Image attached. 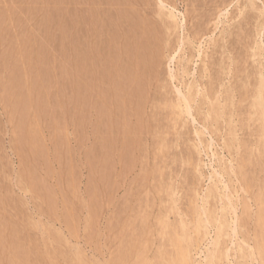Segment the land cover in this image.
<instances>
[{"label":"rangeland","instance_id":"rangeland-1","mask_svg":"<svg viewBox=\"0 0 264 264\" xmlns=\"http://www.w3.org/2000/svg\"><path fill=\"white\" fill-rule=\"evenodd\" d=\"M24 1L0 0V264H263L264 0Z\"/></svg>","mask_w":264,"mask_h":264},{"label":"bare ground","instance_id":"bare-ground-1","mask_svg":"<svg viewBox=\"0 0 264 264\" xmlns=\"http://www.w3.org/2000/svg\"><path fill=\"white\" fill-rule=\"evenodd\" d=\"M26 1V0H25ZM24 1V2H25ZM65 1H67V0H65ZM115 1V0H114ZM113 1V2H114ZM50 2H51V0H50ZM96 2V1H95ZM104 3V2H103ZM125 4H126V2H124ZM56 4V3H55ZM65 4V3H64ZM102 4V3H101ZM105 4V3H104ZM162 4H164V3H162ZM264 5V4H263ZM8 6V5H7ZM47 6V5H46ZM53 6V5H52ZM61 6V5H60ZM99 6V5H98ZM103 6V5H102ZM163 6V5H162ZM5 7V6H4ZM51 7V6H50ZM127 7V6H126ZM57 8V7H56ZM163 8V7H162ZM13 9V8H12ZM25 9V8H24ZM99 9V8H98ZM121 9V8H120ZM123 9V8H122ZM8 10V9H7ZM24 11V10H23ZM33 11H34V8H33ZM97 11V10H96ZM100 11V10H99ZM9 12V11H8ZM28 12V11H27ZM52 12V11H51ZM126 12V11H125ZM34 13V12H33ZM53 13V12H52ZM90 13V12H89ZM88 13V14H89ZM94 13V12H93ZM119 13V12H118ZM121 13V12H120ZM135 13V12H134ZM173 13V12H172ZM24 14V13H23ZM123 14V13H122ZM10 15V14H9ZM65 15V14H64ZM91 15V14H90ZM130 15V14H129ZM136 15H138L137 13H136ZM68 16V15H67ZM85 16V15H84ZM88 16V15H87ZM139 16V15H138ZM18 17H19V15H18ZM53 17V16H52ZM81 17V16H80ZM99 17V16H98ZM97 17V18H98ZM116 17V16H115ZM142 17V16H141ZM12 18V17H11ZM101 18V17H100ZM114 18V17H113ZM120 18V17H119ZM128 18V17H127ZM139 18V17H138ZM8 19V18H7ZM10 19V18H9ZM130 19V18H129ZM128 19V20H129ZM135 19V18H134ZM141 19V18H140ZM17 20V19H16ZM51 20V19H50ZM98 20H100V19H98ZM114 20H115V18H114ZM143 20H144V17H143ZM149 20V19H148ZM41 21V20H40ZM43 21V20H42ZM60 21V20H59ZM78 21V20H77ZM101 21V20H100ZM131 21V20H130ZM130 21H129V23H130ZM142 21V20H141ZM4 22V21H3ZM18 22V21H17ZM148 22V21H147ZM2 23V22H1ZM41 23V22H40ZM50 23V22H49ZM54 23V22H53ZM93 23V22H92ZM99 23V22H98ZM3 24V23H2ZM42 24V23H41ZM96 24V23H95ZM148 24V23H147ZM146 24V25H147ZM83 25V24H82ZM114 25V24H113ZM136 25H138V24H136ZM145 25V26H146ZM12 26V25H11ZM29 26V25H28ZM87 26V25H86ZM44 27V26H43ZM46 27V26H45ZM49 27V26H48ZM51 28L53 27V26H50ZM49 27V28H50ZM58 27V26H57ZM131 27V26H130ZM157 27V26H156ZM8 28V27H7ZM61 28H63V27H61ZM65 28V27H64ZM144 28H146V27H144ZM65 29H67V28H65ZM108 29V28H107ZM128 30H129V28H127ZM137 29V28H136ZM150 29V28H149ZM152 29V28H151ZM46 30V29H45ZM55 30V29H54ZM64 30V29H63ZM71 30V29H70ZM113 30V29H112ZM159 30V29H158ZM5 31V30H4ZM43 31V30H42ZM60 31V30H59ZM107 31V30H106ZM114 31V30H113ZM142 31V30H141ZM72 32V31H71ZM84 32V31H83ZM93 32V31H92ZM102 32V31H101ZM131 32V31H130ZM2 33V32H1ZM19 33V32H18ZM30 33V32H29ZM43 33V32H42ZM41 33V34H42ZM50 33V32H49ZM56 33V32H55ZM65 33V32H64ZM70 33V32H69ZM91 33V32H90ZM110 33V32H109ZM123 33H125V32H123ZM4 34H5V32H4ZM36 34V33H35ZM62 34V33H61ZM106 34V33H105ZM117 34V33H116ZM21 35V34H20ZM50 35V34H49ZM64 35V34H63ZM94 35V34H93ZM115 35V34H114ZM141 35V34H140ZM147 35V34H146ZM231 35V34H230ZM65 36H66V34H65ZM109 36V35H108ZM117 36V35H116ZM18 37H20V36H18ZM17 37V38H18ZM55 37V36H54ZM67 37V36H66ZM130 37V36H129ZM33 38V37H32ZM82 38H84L83 36H82ZM108 38V37H107ZM128 38V37H127ZM148 38V37H147ZM19 39V38H18ZM29 39V38H28ZM87 39V38H86ZM85 39V40H86ZM105 39V38H104ZM103 39V40H104ZM140 39V38H139ZM230 39V38H229ZM5 40V39H4ZM11 40V39H10ZM38 40V39H37ZM65 40V39H64ZM91 40V39H90ZM89 40V41H90ZM143 40V39H142ZM148 40V39H147ZM46 41V40H45ZM73 41V40H72ZM72 41H71V43H72ZM116 41V40H115ZM149 41V40H148ZM61 42H62V40H61ZM109 42V41H108ZM147 42V41H146ZM151 42V41H150ZM27 43V42H26ZM42 43V42H41ZM84 43H86V42H84ZM105 43V42H104ZM128 43V42H127ZM240 43V42H239ZM50 44V43H49ZM89 44V43H88ZM109 44V43H108ZM146 44V43H145ZM9 45H11V44H9ZM31 45V44H30ZM36 45V44H35ZM44 45V44H43ZM102 45V44H101ZM111 45V44H110ZM135 45V44H134ZM133 45V46H134ZM28 46V45H27ZM87 46V45H86ZM142 46V45H141ZM145 46H147V45H145ZM1 47V46H0ZM13 47V46H12ZM29 47V46H28ZM35 47V46H34ZM39 47V46H38ZM89 47V46H88ZM96 47H97V44H96ZM125 48L127 47V46H124ZM260 47V46H259ZM264 47V46H263ZM84 48V47H83ZM86 48V47H85ZM90 48V47H89ZM144 48V47H143ZM154 48V47H153ZM17 49V48H16ZM15 49V50H16ZM29 49V48H28ZM108 49V48H107ZM106 49V50H107ZM110 49V48H109ZM112 49V48H111ZM157 49V48H156ZM76 50V49H75ZM94 50V49H93ZM96 50V49H95ZM14 51V50H13ZM33 51V50H32ZM36 51V50H35ZM85 51V50H84ZM91 51V50H90ZM113 51V50H112ZM117 50H114V52H116ZM129 51V50H128ZM156 51V50H155ZM39 52V51H38ZM44 52V51H43ZM100 52H102L101 50H100ZM147 52V51H146ZM157 52V51H156ZM1 53V52H0ZM8 53V52H7ZM28 53V52H27ZM36 53V52H35ZM75 53V52H74ZM84 53V52H83ZM107 53H109V52H107ZM43 54V53H42ZM102 54V53H101ZM106 54V53H105ZM115 54V53H114ZM121 54V53H120ZM145 54H147V53H145ZM144 54V55H145ZM25 55V54H24ZM81 55V54H80ZM87 55V54H86ZM118 55V54H117ZM129 55V54H128ZM155 55V54H154ZM41 56V55H40ZM98 56H100V55H98ZM106 56V55H105ZM108 56V55H107ZM120 56V55H119ZM9 57V56H8ZM25 57V56H24ZM33 57V56H32ZM44 57V56H43ZM81 57V56H80ZM84 57H85V55H84ZM83 57V59L85 60V58L87 59L86 60V62L87 63H89L88 61H90V60H88V58L87 57H85L84 58ZM93 57V56H92ZM108 57H110V56H108ZM107 57V58H108ZM146 57V56H145ZM31 59V58H30ZM99 59V58H98ZM143 59V58H142ZM6 60V59H5ZM40 60H42V58L40 59ZM51 60V59H50ZM83 60V61H84ZM102 60V59H101ZM104 60H106V59H104ZM33 61V60H32ZM80 61H81V59H80ZM96 61V60H95ZM103 61V60H102ZM113 61V60H112ZM144 61V60H143ZM8 62H9V60H8ZM26 62V61H25ZM38 62V61H37ZM42 62V61H41ZM77 62H78V60H77ZM122 62V61H121ZM124 62V61H123ZM150 62V61H149ZM12 63V62H11ZM27 63V62H26ZM45 63V62H44ZM86 63V64H87ZM92 63V62H91ZM22 64V63H21ZM31 64H32V62H31ZM31 64H29V65H31ZM34 64V63H33ZM37 64V63H36ZM75 64V63H74ZM95 64H97V63H95ZM100 64H102V63H100ZM99 64V65H100ZM20 65V64H19ZM78 65V64H77ZM129 65V64H128ZM231 65V64H230ZM240 65V64H239ZM4 66V65H3ZM7 66V65H6ZM16 66V65H15ZM105 66V65H104ZM115 66V65H114ZM127 66V65H126ZM45 67V66H44ZM96 67H97V65H96ZM102 67V66H101ZM125 67V66H124ZM148 67V66H147ZM3 68V67H2ZM73 68V67H72ZM74 68H75V66H74ZM87 68H88V64H87ZM87 68H84V69H86V72L88 73V77L90 76V74H89V71H91V70H89V71H87ZM91 68V67H90ZM89 68V69H90ZM103 68V67H102ZM108 68V67H107ZM120 68H121V66H120ZM25 69H27L26 67H25ZM30 69H32V68H30ZM34 69V68H33ZM42 69V68H41ZM46 69V68H45ZM49 69V68H48ZM75 69H77V68H75ZM109 69V68H108ZM107 69V70H108ZM114 69V68H113ZM124 69V68H123ZM122 69V70H123ZM139 69V68H138ZM35 70V69H34ZM110 70V69H109ZM126 70V69H125ZM237 70V69H236ZM6 71V70H5ZM20 71H22V70H20ZM26 71V70H25ZM54 71V70H53ZM77 71V70H76ZM79 71V70H78ZM114 71V70H113ZM129 71V70H128ZM134 71H136V70H134ZM80 72H81V70H80ZM83 72V71H82ZM115 72V71H114ZM123 72V71H122ZM143 72V71H142ZM18 73V72H17ZM16 73V74H17ZM33 73V72H32ZM39 73V72H38ZM49 73V72H48ZM77 73V72H76ZM126 73V72H125ZM34 74V73H33ZM50 74H52V73H50ZM133 74V73H132ZM18 75V74H17ZM30 75H31V73H30ZM93 75V74H92ZM97 75V74H96ZM111 75V74H110ZM115 75V74H114ZM136 75V74H135ZM23 76V75H22ZM24 76H25V74H24ZM83 76V75H82ZM85 76L87 77V75H86V73H85ZM84 76V77H85ZM134 76V75H133ZM145 76V75H144ZM68 77V76H67ZM105 77V76H104ZM118 77V76H117ZM123 77H125V76H123ZM136 77V76H135ZM134 77V78H135ZM61 78V77H60ZM66 78V77H65ZM107 78V77H106ZM106 78H104L105 80H106ZM116 78V77H115ZM122 78V77H121ZM133 78V79H134ZM141 78V77H140ZM41 79V78H40ZM89 79H91L90 77H89ZM102 79V78H101ZM118 79V78H117ZM128 79V78H127ZM137 79V78H136ZM136 79H134V80H136ZM43 80H45V77H44V79ZM46 80H47V78H46ZM54 80V79H53ZM73 80V79H72ZM83 80V79H82ZM84 80H86V79H84ZM97 80H98V78H97ZM105 80H104V82H105ZM111 80V79H110ZM110 80H108V81H110ZM145 80V79H144ZM148 80V79H147ZM16 81H17V79H16ZM38 81H39V79H38ZM74 81V80H73ZM76 81V80H75ZM101 81H103V80H101ZM121 81H123V79H121ZM120 81V82H121ZM263 81V80H262ZM83 82H86V81H83ZM89 81L87 80V83H88ZM91 82V81H90ZM58 83V82H57ZM63 83H64V79H63ZM102 83V82H101ZM118 83H119V80H118ZM23 84H25L24 82H23ZM74 84V83H73ZM76 84V83H75ZM86 84V83H85ZM90 84H92V83H90ZM103 84V83H102ZM110 84V83H109ZM145 84V83H144ZM230 84V83H229ZM26 85V84H25ZM71 85V84H70ZM82 84H80V86H81ZM93 85V84H92ZM113 85H114V83H113ZM79 86V87H80ZM83 86H85V85H83ZM82 86V87H83ZM95 86V85H94ZM99 86V85H98ZM124 86V85H123ZM127 86V85H126ZM23 87H25V86H23ZM27 87V86H26ZM75 87H76V85H75ZM86 87V86H85ZM227 87V86H226ZM29 88V87H28ZM33 88V87H32ZM47 88V87H46ZM59 88V87H58ZM87 88V87H86ZM107 88V87H106ZM117 88H118V86H117ZM143 88V87H142ZM223 88V87H222ZM13 89V88H12ZM34 89V88H33ZM36 89V88H35ZM50 89V88H49ZM125 89H127L126 87H125ZM131 89V88H130ZM264 89V88H263ZM64 90H66V89H64ZM94 90V89H93ZM101 90V89H100ZM113 90V89H112ZM118 90V89H117ZM124 90V89H123ZM23 91V90H22ZM29 91V90H28ZM34 91V90H33ZM40 91V90H39ZM56 91V90H55ZM61 91V90H60ZM85 91V90H84ZM89 90H87V92H88ZM96 91V90H95ZM107 91V90H106ZM120 91V90H119ZM125 91H127V90H125ZM133 91V90H132ZM132 91H129V92H132ZM145 91V90H144ZM238 91V90H237ZM26 92V91H25ZM59 92V91H58ZM57 92V93H58ZM90 92H91V90H90ZM99 92V91H98ZM101 92V91H100ZM108 92V91H107ZM115 92V91H114ZM53 93H55V92H53ZM86 93V92H85ZM89 93V92H88ZM93 93V92H92ZM97 93V92H96ZM126 93V92H125ZM140 93V92H139ZM142 93V92H141ZM34 94V93H33ZM102 94V93H101ZM124 94V93H123ZM127 94V93H126ZM45 95V94H44ZM128 95V94H127ZM130 95V94H129ZM132 95V94H131ZM130 95V96H131ZM240 95V94H239ZM31 96V95H30ZM36 96V95H35ZM84 96V95H83ZM89 96V95H88ZM87 96V97H88ZM93 96H94V94H93ZM99 96V95H98ZM4 97V96H3ZM32 97V96H31ZM38 97V96H37ZM40 97V96H39ZM38 97V98H39ZM80 97V96H79ZM91 97V96H90ZM108 97V96H107ZM118 97H119V94H118ZM18 98V97H17ZM30 98V97H29ZM98 98V97H97ZM111 98V97H110ZM120 98V97H119ZM118 98V99H119ZM144 98V97H143ZM216 98H218V97H216ZM258 98V97H257ZM57 99V98H56ZM76 99V98H75ZM82 99V98H81ZM96 99V98H95ZM115 99V98H114ZM221 99V98H220ZM262 99H263V93H262ZM44 100V99H43ZM94 100V99H93ZM216 100V99H215ZM239 100V99H238ZM78 101V100H77ZM83 101V100H82ZM85 101V100H84ZM106 101H108V100H106ZM112 101V100H111ZM116 101V100H115ZM126 101V100H125ZM186 101V100H185ZM261 101V100H260ZM264 101V100H263ZM97 102V101H96ZM100 102V101H99ZM127 102V101H126ZM132 102V101H131ZM214 102V101H213ZM44 103V102H43ZM93 103V102H92ZM102 103V102H101ZM105 103V102H104ZM115 103V102H114ZM143 103V102H142ZM261 103V102H260ZM263 103V102H262ZM55 104V103H54ZM58 104V103H57ZM84 104V103H83ZM100 104V103H99ZM112 105V104H111ZM111 105H110V107H111ZM142 105V104H141ZM186 105V104H185ZM220 105V104H219ZM258 105V104H257ZM256 105V106H257ZM261 105V104H260ZM41 106H42V104H41ZM48 107H49V105H47ZM107 106V105H106ZM118 107V106H117ZM17 108V107H16ZM60 108V107H59ZM78 108V107H77ZM83 108V107H82ZM94 108V107H93ZM105 108V107H104ZM261 108V107H260ZM27 109V108H26ZM25 109V110H26ZM52 109V108H51ZM57 109V108H56ZM101 109H103V108H101ZM114 109V108H113ZM209 109H210V107H209ZM262 110H263V108H261ZM78 110V109H77ZM125 110H126V107H125ZM191 110V109H190ZM42 111V110H41ZM40 111V112H41ZM83 111H84V109H83ZM104 111V110H103ZM127 111V110H126ZM22 112V111H21ZM30 112V111H29ZM39 112V113H40ZM44 112V111H43ZM80 112V111H79ZM96 112V111H95ZM109 113V112H108ZM116 113H117V111H116ZM124 113V112H123ZM126 113V112H125ZM120 114V113H119ZM262 114H263V112H262ZM55 116V115H54ZM126 117H127V115H126ZM209 118V117H208ZM45 119H46V117H45ZM105 120H107V119H105ZM219 120V119H218ZM205 121V120H204ZM32 122V121H31ZM18 123V122H17ZM27 123V122H26ZM100 123V122H99ZM109 123V122H108ZM39 124V123H38ZM58 124V123H57ZM95 124V123H94ZM234 124V123H233ZM27 125V124H26ZM36 126H37V124H36ZM39 126V125H38ZM60 126V125H59ZM58 126V127H59ZM138 126V125H137ZM115 127V126H114ZM32 128V127H31ZM33 129H35V128H33ZM37 130V129H36ZM57 130H59V129H57ZM112 130V129H111ZM131 130V129H130ZM60 131V130H59ZM58 131V132H59ZM62 131V130H61ZM200 131V130H199ZM37 132V131H36ZM40 132V131H39ZM31 133V132H30ZM224 133V132H223ZM27 134V133H26ZM59 136V135H58ZM129 136V135H128ZM35 139V138H34ZM36 140V139H35ZM61 140V139H60ZM36 142H37V140H36ZM45 142V141H44ZM62 142V141H61ZM59 143V142H58ZM225 143V142H224ZM34 144V143H33ZM101 144V143H100ZM36 145V144H35ZM59 145V144H58ZM27 146V145H26ZM35 147V146H34ZM38 147V146H37ZM104 147V146H103ZM36 148V147H35ZM93 148V147H92ZM108 148V147H107ZM41 149V148H40ZM125 149V148H124ZM32 150V149H31ZM38 150V149H37ZM99 150V149H98ZM42 152V151H41ZM100 152V151H99ZM107 152V151H106ZM95 153V152H94ZM247 153V152H246ZM96 154V153H95ZM242 155V154H241ZM34 156V155H33ZM42 157V156H41ZM116 157V156H115ZM37 158V157H36ZM44 159V158H43ZM69 166V165H68ZM48 167V166H47ZM34 169V168H33ZM94 170V169H93ZM95 171V170H94ZM221 171V170H220ZM100 172V171H99ZM108 172V171H107ZM245 172V171H244ZM37 173V172H36ZM244 176V175H243ZM99 177V176H98ZM67 178V177H66ZM247 179V178H246ZM98 180V179H97ZM141 181V180H140ZM220 181V180H219ZM247 182V181H246ZM68 183H70V182H68ZM104 184V183H103ZM72 185V184H71ZM220 187V186H219ZM132 188V187H131ZM216 188V187H215ZM247 189V188H246ZM263 189V188H262ZM45 191V190H44ZM59 191V190H58ZM52 192V191H51ZM93 194V193H92ZM219 195V194H218ZM96 197V196H95ZM215 202V201H214ZM222 202V201H221ZM258 202V201H257ZM237 203V202H236ZM63 206H64V203H63ZM66 206V205H65ZM263 206H264V201H263ZM260 208V207H259ZM263 208V207H262ZM262 208H261V210H262ZM203 209V208H202ZM228 209V208H227ZM227 211V210H226ZM258 212L257 213H259V222L261 223V231L263 232V229H264V224H262V223H264V211H263V213L262 212H259V210H257ZM66 212H68V211H66ZM74 213H76V212H74ZM205 213V212H204ZM260 213H262V214H260ZM206 215V214H205ZM65 216V215H64ZM75 217V216H74ZM77 217V216H76ZM120 217V216H119ZM216 217V216H215ZM68 218V217H67ZM6 220V219H5ZM33 222V221H32ZM129 222V221H128ZM162 222V221H161ZM14 223V222H13ZM181 223V222H180ZM198 223V222H197ZM36 224V223H35ZM89 224V223H88ZM129 224V223H128ZM10 225H12L11 223H10ZM69 225V224H68ZM162 225V224H161ZM197 225V224H196ZM207 226H208V224H206ZM15 226V225H14ZM115 226V225H114ZM16 227V226H15ZM184 228H185V226H183ZM235 227V226H234ZM6 228V227H5ZM19 228V227H18ZM263 228V229H262ZM236 229V228H235ZM258 230V229H257ZM184 231H185V229H184ZM255 231V230H254ZM14 232V231H13ZM22 232V231H21ZM183 232V231H182ZM181 232V233H182ZM186 232V231H185ZM217 232V231H216ZM259 232V231H258ZM16 233V232H15ZM117 233V232H116ZM171 233V232H170ZM213 233V232H212ZM137 234H138V232H137ZM203 234V233H202ZM237 234V233H236ZM19 234H17V236H18ZM135 235V234H134ZM171 235V234H170ZM182 235H184V234H182ZM9 236V235H8ZM186 236V235H185ZM201 236V235H200ZM264 237V233L262 234L261 233V237ZM183 236H181V238H182ZM17 238V237H16ZM186 238V237H185ZM2 239V238H1ZM125 239V238H124ZM183 239V238H182ZM114 240V239H113ZM175 240V239H174ZM178 240V239H177ZM180 240V239H179ZM178 240V241H179ZM260 240V239H259ZM262 240V239H261ZM33 241V240H32ZM45 241V240H44ZM177 241V242H178ZM184 241H186V240H184ZM180 242V241H179ZM182 242V241H181ZM35 243V242H34ZM4 244V243H3ZM122 244V243H121ZM127 244V243H126ZM0 246H2V245H0ZM22 246V245H21ZM160 246V245H159ZM213 246H214V244H213ZM234 246V245H233ZM243 246V245H242ZM34 247V246H33ZM249 247V246H248ZM19 248V247H18ZM36 248V247H35ZM184 248V247H183ZM229 248V247H228ZM259 248L262 250V253L261 254H263V258H264V238H263V242L259 245ZM1 249V248H0ZM29 249V248H28ZM46 249V248H45ZM2 250V249H1ZM0 250V251H1ZM4 250V249H3ZM123 250V249H122ZM183 250V249H182ZM185 250V249H184ZM121 251V250H120ZM167 251V250H166ZM116 252V251H115ZM183 252V251H182ZM181 252V253H182ZM216 252V251H215ZM243 252V251H242ZM253 252V251H252ZM27 253V252H26ZM179 253V252H178ZM1 254V253H0ZM30 254H31V252H30ZM168 254V253H167ZM202 254V253H201ZM245 254V253H244ZM49 255H51V253L49 254ZM175 255V254H174ZM180 255V254H179ZM186 255V254H185ZM117 256V255H116ZM32 257V256H31ZM53 257V256H52ZM119 257H120V255H119ZM166 257V256H165ZM180 257H182V255L180 256ZM2 258V257H1ZM123 258V257H122ZM122 258H120V259H122ZM147 258V257H146ZM5 259V258H4ZM43 259V258H42ZM116 259V258H115ZM183 259V258H182ZM6 261V260H5ZM116 261V260H115ZM179 261V260H178ZM177 261V262H178ZM41 262H42V260H41ZM146 262V261H145ZM176 262V263H177ZM198 262V261H197ZM3 263V262H2ZM126 263V262H125ZM161 263V262H160ZM145 264V263H144ZM159 264V263H158ZM181 264V263H180ZM264 264V263H263Z\"/></svg>","mask_w":264,"mask_h":264}]
</instances>
